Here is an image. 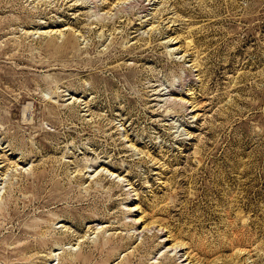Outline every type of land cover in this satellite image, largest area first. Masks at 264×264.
<instances>
[{"label": "rangeland", "instance_id": "rangeland-1", "mask_svg": "<svg viewBox=\"0 0 264 264\" xmlns=\"http://www.w3.org/2000/svg\"><path fill=\"white\" fill-rule=\"evenodd\" d=\"M0 264H264V0H0Z\"/></svg>", "mask_w": 264, "mask_h": 264}]
</instances>
